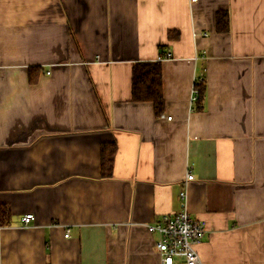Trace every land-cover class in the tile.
Returning <instances> with one entry per match:
<instances>
[{
	"label": "crops",
	"instance_id": "0c3cea01",
	"mask_svg": "<svg viewBox=\"0 0 264 264\" xmlns=\"http://www.w3.org/2000/svg\"><path fill=\"white\" fill-rule=\"evenodd\" d=\"M153 60L159 116L131 100ZM0 203V264H160L146 225L183 210L201 264H264V0H0Z\"/></svg>",
	"mask_w": 264,
	"mask_h": 264
},
{
	"label": "trees",
	"instance_id": "16d2710c",
	"mask_svg": "<svg viewBox=\"0 0 264 264\" xmlns=\"http://www.w3.org/2000/svg\"><path fill=\"white\" fill-rule=\"evenodd\" d=\"M229 27L226 13H218L216 17V30L218 32H225ZM175 33V34H174ZM172 33L168 31V39L177 38L176 31ZM40 67H29L27 69L28 80L30 83L36 81L39 75ZM198 91L196 100L193 103V110L198 112L203 108L204 103V83L198 81L196 83ZM131 100L133 102L149 101L153 105V112L155 115H161L164 107V99L162 97L161 84V69L160 61H138L132 66L131 76ZM100 174L103 178L112 177L114 155L117 150V145L114 141L103 142L100 144ZM10 208L7 205L0 203V226H7L10 224Z\"/></svg>",
	"mask_w": 264,
	"mask_h": 264
},
{
	"label": "built area",
	"instance_id": "2783aa9c",
	"mask_svg": "<svg viewBox=\"0 0 264 264\" xmlns=\"http://www.w3.org/2000/svg\"><path fill=\"white\" fill-rule=\"evenodd\" d=\"M196 0H190L194 3ZM195 35V34H194ZM205 36L206 34L203 33ZM171 54L167 52L163 55V59H168ZM196 84L192 86L190 92V100L194 102L197 98ZM162 117H165L162 115ZM166 117V120H170ZM193 179L190 170H186L184 179L185 185ZM183 197L184 193H180ZM34 216L32 213H26L22 217L24 225L32 222ZM149 232L157 234L155 246L158 251L160 264H201L198 253L195 249L197 244L203 237L205 230L204 225L193 218L186 210L173 213L172 215H164L159 223H150L146 225ZM65 237H68L67 231Z\"/></svg>",
	"mask_w": 264,
	"mask_h": 264
}]
</instances>
